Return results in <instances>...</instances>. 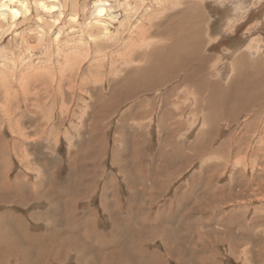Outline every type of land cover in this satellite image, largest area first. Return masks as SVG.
I'll list each match as a JSON object with an SVG mask.
<instances>
[{
    "label": "rangeland",
    "instance_id": "1",
    "mask_svg": "<svg viewBox=\"0 0 264 264\" xmlns=\"http://www.w3.org/2000/svg\"><path fill=\"white\" fill-rule=\"evenodd\" d=\"M7 41L4 46L15 48ZM78 86H74L77 97L54 106L66 111L62 116L56 111L51 120L59 130L47 140L43 131L29 125L45 126L51 120L35 121L29 110L19 130L8 129L0 93V264L35 263L45 254L50 238L51 249L60 252L56 261L47 255L46 264H264V97L256 103L255 116L245 110L232 115L207 112L199 125L197 118L203 115L195 117L186 102L190 110L185 116L196 128L188 132L183 148L178 133L175 138L171 133L180 126L183 134L191 122L175 108L173 98L167 104L170 89L161 91L160 101H152L156 93L148 96L144 108L153 107L154 113L148 109L144 118L141 110H131L133 97L112 103L99 96L104 90L98 84L100 89L91 85L81 92ZM87 93L92 97L87 98ZM151 101L156 105L150 108ZM105 104L111 105V113L94 116L93 109ZM88 126L96 131L93 136ZM192 142L197 144L194 150L187 147ZM92 151L99 157L97 171L91 168L96 158ZM152 194L157 199H151ZM102 196L110 214L102 207ZM18 219L26 230L18 228ZM83 220H96L95 228L109 233L100 239L94 225L85 228L79 223ZM139 240H148L146 250L134 246ZM110 244L122 250L121 258H104Z\"/></svg>",
    "mask_w": 264,
    "mask_h": 264
},
{
    "label": "bare ground",
    "instance_id": "2",
    "mask_svg": "<svg viewBox=\"0 0 264 264\" xmlns=\"http://www.w3.org/2000/svg\"><path fill=\"white\" fill-rule=\"evenodd\" d=\"M81 1L0 0V93L5 101L1 110L5 114L8 129L20 127L22 124L20 121L28 118L24 114L26 110L31 114L29 118L35 121L55 118L53 116L57 115L56 104L59 101L66 98L72 100L79 95L74 90L77 84L80 92L86 86L93 85L99 88L96 86L98 84L106 91L100 90L99 96L113 100L112 103H116L117 98L130 100L133 97L134 105L131 110H141L140 115L144 118L154 113L151 105L155 103L152 101L162 100L161 91L170 89L166 93L167 104L168 100L173 98L170 101L176 104L175 108L180 110L183 118L187 121L189 118L191 122L186 127V130L190 129L189 131L184 130L182 134L181 127L177 126L178 131L171 133L172 138L178 133V144L182 142L183 146L186 145L184 141L188 138V132L196 128L192 118L185 116L190 109V113H196L195 117L203 115L200 119L197 118V125L201 119L206 120L207 112L232 115L234 111L245 110L247 115L255 116L259 111L256 109V103L264 97V0ZM7 39L15 48L8 49L7 44L4 46ZM67 81L70 86L65 88ZM130 86L134 88L132 93ZM95 87L93 88L96 89ZM177 92L178 95H174ZM152 93L156 94L153 98L155 100L150 103L152 110L146 107L151 111L149 113L144 104ZM86 97L92 96L87 93ZM17 98L22 101L24 109L17 105ZM110 100L106 101L109 103ZM30 102L29 107L27 105ZM186 102L191 103L190 109ZM206 103L209 107L205 105ZM110 106L105 104L94 108L90 105L89 108L92 107L96 111L94 116L98 114L107 116L111 113ZM83 108L86 110L88 104H84ZM64 109L58 107L57 113L62 116L66 111ZM48 121L45 126L41 122L36 126L30 124L29 127L35 131H43V137L47 140L54 131L59 130V126L53 124L52 120V123ZM31 122L36 124L34 121ZM92 127H87L89 132L92 131ZM93 131L92 135L89 133L91 136L96 132L94 129ZM218 143L219 146L225 145L224 142ZM187 145L193 150L197 147L195 142ZM96 153L92 151V157L96 155L95 159L91 158L93 171H97L100 166ZM95 179L96 177L91 178L90 182ZM155 195L152 194L151 199H157ZM102 199V207L109 213L103 196ZM76 211L73 213L74 216ZM95 221L83 220L79 223L84 224L85 228L93 225L95 228L98 222ZM105 221L108 222L107 219ZM17 222L18 228L26 230L19 219ZM95 230L100 239L109 233L96 228ZM149 230L151 229L145 231ZM30 238L36 240L35 236ZM145 240L136 241L134 246L146 250L148 240ZM53 244L50 238L45 254L42 253L35 263L32 261L27 263L46 264L47 255L50 256V260L56 261L60 251L52 250L53 246L50 245ZM55 245L60 247V244ZM121 253V249L118 250L117 246L112 247L110 244V247L104 249V258L115 260L121 258ZM165 254L169 255L170 251L167 249ZM56 256L58 257L55 259Z\"/></svg>",
    "mask_w": 264,
    "mask_h": 264
}]
</instances>
